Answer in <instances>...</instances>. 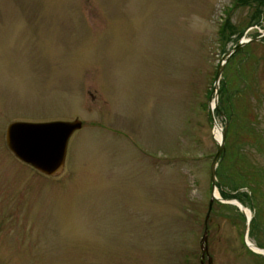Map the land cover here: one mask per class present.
Instances as JSON below:
<instances>
[{"label":"rangeland","instance_id":"374dc122","mask_svg":"<svg viewBox=\"0 0 264 264\" xmlns=\"http://www.w3.org/2000/svg\"><path fill=\"white\" fill-rule=\"evenodd\" d=\"M231 111L209 254L264 264V0H0V264H201ZM76 118L58 175L6 143Z\"/></svg>","mask_w":264,"mask_h":264},{"label":"water","instance_id":"95a60500","mask_svg":"<svg viewBox=\"0 0 264 264\" xmlns=\"http://www.w3.org/2000/svg\"><path fill=\"white\" fill-rule=\"evenodd\" d=\"M263 36V35H262ZM250 40H242L231 51L223 55V59L217 69V74L214 82L213 92H215L214 104L217 103V93L219 82L225 64L229 57L237 51L243 44ZM210 109L213 110L212 103L209 104ZM213 114V112H212ZM216 127L218 126L215 122ZM82 127V120L76 118L74 120H52L43 122L32 121H14L11 122L6 129V143L15 155L21 160L31 164L40 171L48 175H58L65 167V160L67 156L68 144L73 133ZM219 127V126H218ZM220 128V127H219ZM226 130L220 128L219 138L216 137L218 150L211 163V178H212V196L209 203V210L205 218V230L201 237V264H212V257L209 254L208 246V220L210 217L212 205L215 199H221L217 196V166L219 159L225 152ZM228 202H234L228 201ZM235 202H239L235 200ZM234 202V203H235ZM240 203V202H239ZM241 211L246 214L244 205H240ZM247 215V214H246ZM250 217L247 216V224L245 229V243L248 247L256 252L264 254V248L255 245L257 249L251 246L248 241ZM208 256V262H206Z\"/></svg>","mask_w":264,"mask_h":264},{"label":"bare ground","instance_id":"6f19581e","mask_svg":"<svg viewBox=\"0 0 264 264\" xmlns=\"http://www.w3.org/2000/svg\"><path fill=\"white\" fill-rule=\"evenodd\" d=\"M219 135H220V128L218 127V128H217V136L219 137ZM216 194H217V196H219V191H218V189L216 190ZM243 209L245 210L247 216L251 217L252 213H251L250 209L246 208V206H244ZM248 241L251 243V246H252L254 249H257L256 246H255L256 244H255L253 241L249 240V238H248Z\"/></svg>","mask_w":264,"mask_h":264},{"label":"trees","instance_id":"16d2710c","mask_svg":"<svg viewBox=\"0 0 264 264\" xmlns=\"http://www.w3.org/2000/svg\"><path fill=\"white\" fill-rule=\"evenodd\" d=\"M223 95L224 94L221 95V99L224 101L225 98L223 97ZM230 113H231V115H229V116L227 115L228 122H230V119H231L232 115H234V112L233 111H231Z\"/></svg>","mask_w":264,"mask_h":264}]
</instances>
